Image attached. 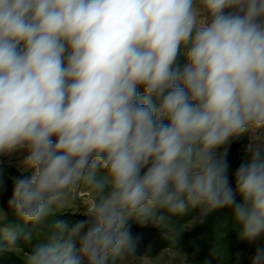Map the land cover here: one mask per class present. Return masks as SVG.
Here are the masks:
<instances>
[{
    "label": "clouds",
    "instance_id": "9594fccd",
    "mask_svg": "<svg viewBox=\"0 0 264 264\" xmlns=\"http://www.w3.org/2000/svg\"><path fill=\"white\" fill-rule=\"evenodd\" d=\"M245 132L233 188L228 149ZM262 139L264 0H0V156L27 152L0 251L82 186L94 194L88 219L52 220L24 264H152L129 221L176 244L172 218L197 208L200 222L231 208L240 239L258 240Z\"/></svg>",
    "mask_w": 264,
    "mask_h": 264
},
{
    "label": "trees",
    "instance_id": "16d2710c",
    "mask_svg": "<svg viewBox=\"0 0 264 264\" xmlns=\"http://www.w3.org/2000/svg\"><path fill=\"white\" fill-rule=\"evenodd\" d=\"M140 91H143V89L141 88ZM227 161L229 164V182L234 188L235 172L240 165L239 160L235 158L234 150L227 155ZM237 201L239 202V197H237ZM198 210V208L190 210L183 217H173L172 219L180 225ZM9 217L12 221L13 215L10 209ZM54 219L64 221L67 224L68 231H70L79 221L86 220L88 217L82 214L66 212L50 217L42 227L28 225L26 226V231L32 233V238L28 242L22 240L19 247L31 252L38 243L46 238L50 231L51 221ZM129 226L133 237L138 238L136 255H155L161 249L172 245V242L166 238L167 230L165 229L143 227L130 221ZM176 228H178V226H176ZM205 235H207L205 246L198 255L201 259L210 264H219L218 261H223L225 257L242 254L250 249L257 241L249 242L240 239L239 226L233 218V210L228 207L218 209L211 213L197 231L188 236L195 239H202ZM258 241L261 242L260 246L264 247V236L259 238ZM227 244L229 245L227 246ZM0 264H24V258L14 251H0Z\"/></svg>",
    "mask_w": 264,
    "mask_h": 264
},
{
    "label": "rangeland",
    "instance_id": "374dc122",
    "mask_svg": "<svg viewBox=\"0 0 264 264\" xmlns=\"http://www.w3.org/2000/svg\"><path fill=\"white\" fill-rule=\"evenodd\" d=\"M178 63L181 65L186 63V59L183 54L180 55ZM251 135L252 134L250 132H245L239 137L235 138L229 146L228 154L234 150L235 158L239 160L240 165L250 161L251 152L249 148L252 144ZM260 147L262 150L264 149V139H262ZM26 154V150L22 149L10 155L0 156V210L8 213V219L4 221L5 224L11 221L9 217L8 201L10 200L13 193L15 179L21 176L18 165L24 159ZM25 175H27V173ZM93 199V192L87 186H82L73 194L65 208L61 209L60 213L58 214L70 212L84 215V212L91 206ZM199 212L200 210L194 212L188 220L180 225H178V223L175 221V226H178V229L182 231L177 239L176 244H172L171 246L161 249L155 255L141 254L137 256L150 257L152 264H210L205 262L198 255L205 246L207 235L203 236L202 239H195L191 236H188L191 233H195L204 220L210 215L209 214L203 219L202 222H200L198 219ZM130 222L143 227L165 229L157 227L151 223L139 224L132 220H130ZM228 245L229 244H227V246ZM260 245L261 242L257 240L256 243L252 245L246 252H243L237 256L230 255L225 257L223 261H218V263L251 264V259L257 247H261ZM14 252L21 255L23 258L25 254L30 253V251L25 250L22 247H19V249L15 250Z\"/></svg>",
    "mask_w": 264,
    "mask_h": 264
}]
</instances>
